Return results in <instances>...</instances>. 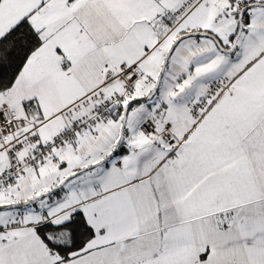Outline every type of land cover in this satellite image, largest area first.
I'll list each match as a JSON object with an SVG mask.
<instances>
[{
	"label": "snow or ice",
	"instance_id": "obj_1",
	"mask_svg": "<svg viewBox=\"0 0 264 264\" xmlns=\"http://www.w3.org/2000/svg\"><path fill=\"white\" fill-rule=\"evenodd\" d=\"M0 264H264V0H0Z\"/></svg>",
	"mask_w": 264,
	"mask_h": 264
}]
</instances>
